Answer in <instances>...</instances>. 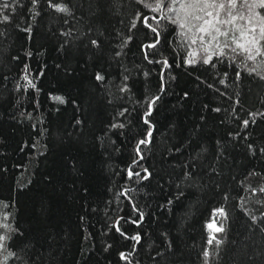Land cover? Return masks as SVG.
Returning a JSON list of instances; mask_svg holds the SVG:
<instances>
[{"label":"trees","instance_id":"obj_1","mask_svg":"<svg viewBox=\"0 0 264 264\" xmlns=\"http://www.w3.org/2000/svg\"><path fill=\"white\" fill-rule=\"evenodd\" d=\"M52 3L69 11L14 0L0 22V222L11 225L0 258L264 264V193L252 191L264 187V58L220 56L200 33L191 44L141 0ZM144 16L158 18L152 49Z\"/></svg>","mask_w":264,"mask_h":264},{"label":"snow or ice","instance_id":"obj_2","mask_svg":"<svg viewBox=\"0 0 264 264\" xmlns=\"http://www.w3.org/2000/svg\"><path fill=\"white\" fill-rule=\"evenodd\" d=\"M13 3L14 0H4V2L0 4V22L9 21L10 17L3 14V12L4 9L10 8ZM38 3L39 0H32L33 5ZM141 3H144L152 12H163V19L178 24L181 30H186L182 31L181 34L185 39L190 40L191 44L197 43V33H206L210 37L208 40L209 44L213 41L217 42V47L219 48L218 55L220 56L227 55L228 51H230L235 56H243L244 59L248 61H255L258 56L264 58V0H151V2H148V0H141ZM49 4L60 12L69 11L67 5L53 4L52 0H49ZM168 13H171L172 15H168ZM137 19H141V17L138 16ZM142 20L153 33H156L155 41L146 45L145 48H155L160 43V33L158 27H154L149 21L158 20V18L156 16H144ZM135 26V23H133L132 27ZM219 38L223 39L221 40ZM199 40L204 41L205 36L200 35ZM96 43L97 41H92V44L95 45ZM201 47H204V45L201 44ZM204 50L207 52L206 47ZM145 55L147 58V51L145 52ZM194 55L195 53H189L190 57ZM211 60V55L206 56L203 58V63L208 64ZM193 62L194 61L190 58L186 61V63L189 64ZM163 64L165 67L169 66L167 60H164ZM261 64H264V59L261 60ZM259 66L260 65H258V67ZM256 70V68L251 69L252 72H256ZM237 75H239V73ZM261 78L264 79V76ZM24 79L27 80L28 77L25 76ZM96 79L98 81H103L104 76L98 73ZM28 83L32 87H35V85L32 84V81L29 80ZM125 90L126 88L121 89V91ZM55 99L63 102L62 97H55ZM159 99L160 97L156 96L147 102L148 110L144 113L145 124H149L148 117L151 115L154 104ZM217 111H219V109H217ZM121 115H123V113H121ZM243 124L247 127L249 120H244ZM117 126L123 127L122 124L113 125V127ZM152 134V128L150 126L145 138L137 143L136 150L138 154L141 152V145H147L150 143ZM133 163H135V161H133ZM144 171L145 173H148L147 169H144ZM128 175L129 177H132L133 175L140 176V173H133L131 168H129ZM150 175L151 173H148L142 178L148 179ZM252 191L254 193L257 191L264 193V187L252 189ZM216 214L224 215L225 210L223 208L215 209L213 215ZM140 218L143 219L142 213ZM4 220H7V216L4 217ZM133 222L136 223V221ZM208 227H212V225L209 224ZM0 228L11 230V225L0 222ZM117 231H119V228H117ZM215 231L223 232V225L217 227ZM9 239L10 237L7 234H0V251L7 249V241ZM132 239L139 242L141 237L137 235L132 237ZM207 242L211 245L214 242L218 244L221 241H217L215 237H211ZM15 255V252L9 251L7 255L0 260V264H7L9 257H14ZM120 255L122 259H127L125 253H121ZM203 255L207 258L210 253L205 250ZM205 264H207V259Z\"/></svg>","mask_w":264,"mask_h":264},{"label":"rangeland","instance_id":"obj_3","mask_svg":"<svg viewBox=\"0 0 264 264\" xmlns=\"http://www.w3.org/2000/svg\"><path fill=\"white\" fill-rule=\"evenodd\" d=\"M200 35H204L205 36V39H206V37H209L208 36V34H206V33H200ZM210 38V37H209ZM2 259V257L0 258V260Z\"/></svg>","mask_w":264,"mask_h":264}]
</instances>
